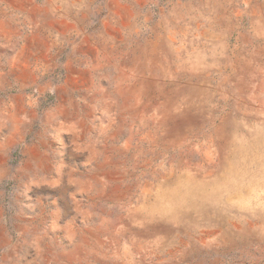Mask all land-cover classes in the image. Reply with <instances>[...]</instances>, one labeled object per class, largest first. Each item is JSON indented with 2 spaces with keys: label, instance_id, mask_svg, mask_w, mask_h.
<instances>
[{
  "label": "rangeland",
  "instance_id": "374dc122",
  "mask_svg": "<svg viewBox=\"0 0 264 264\" xmlns=\"http://www.w3.org/2000/svg\"><path fill=\"white\" fill-rule=\"evenodd\" d=\"M27 7L79 26L0 24V264H264V0Z\"/></svg>",
  "mask_w": 264,
  "mask_h": 264
},
{
  "label": "crops",
  "instance_id": "0c3cea01",
  "mask_svg": "<svg viewBox=\"0 0 264 264\" xmlns=\"http://www.w3.org/2000/svg\"><path fill=\"white\" fill-rule=\"evenodd\" d=\"M28 8V7H27ZM33 16L39 17L35 21ZM6 19L8 20L6 23L0 24H8L17 29L21 30H29L35 29L36 31H40L41 33L47 34H63V33H73L77 29V24L75 20H71L70 17L67 16L63 11H57L52 9L39 10L32 12L29 10L23 11H9V12H1L0 11V20Z\"/></svg>",
  "mask_w": 264,
  "mask_h": 264
}]
</instances>
